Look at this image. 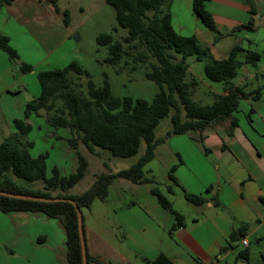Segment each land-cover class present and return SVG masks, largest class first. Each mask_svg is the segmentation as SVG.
I'll use <instances>...</instances> for the list:
<instances>
[{
  "label": "crops",
  "instance_id": "crops-1",
  "mask_svg": "<svg viewBox=\"0 0 264 264\" xmlns=\"http://www.w3.org/2000/svg\"><path fill=\"white\" fill-rule=\"evenodd\" d=\"M53 1L15 0L0 9V33L9 37L20 64L31 63L26 55L49 57L66 38L63 34L57 41L53 33L45 37L46 21L52 22L53 13L60 15L59 0ZM251 3L256 12L253 15L256 31L258 20L264 17L259 16L256 0ZM206 7L215 17L217 40L216 33L195 15L193 0H172L174 29L180 35L195 37L215 60L227 59L235 47L242 50L243 60L245 51H253V38L249 35L245 38L244 34L254 31L243 29L234 33L233 29L249 21L250 5L246 0H211ZM55 42L53 48H47ZM249 66L244 64L232 82L247 92L263 87L258 100H241L231 118L214 123L203 132L177 135L184 148L176 152L181 164L176 167L175 177L187 192L205 199L203 205L196 207L191 223L185 218V226L171 234L173 217L146 188L140 198H132L118 209V214L115 212L125 225V236L118 227L113 231V228L86 229L83 225L86 252L91 258L88 264H97L93 259L105 264H148L160 255L174 264L190 262L191 258L195 264H219L222 256L230 252L225 249L233 231L246 226V236L240 240L241 243L247 240L248 246L251 238L257 240L263 235L260 233L264 229V205L260 198L264 197V82H259L258 73H253ZM13 71L12 62L0 50V115L11 135L16 133L14 120L23 117L28 102L21 96V90L28 92L30 75L34 73L32 70L16 81ZM188 78H194L190 65ZM17 83L21 86L15 90ZM223 90L224 86L210 98L222 95ZM234 119L236 126L232 123ZM212 156L216 160H211ZM94 204L95 201L87 210L97 219L103 214ZM135 220L152 230L155 238L152 243L143 231L136 230ZM113 224L117 223L113 220ZM0 264H68L67 235L61 221L41 212H0Z\"/></svg>",
  "mask_w": 264,
  "mask_h": 264
},
{
  "label": "trees",
  "instance_id": "trees-1",
  "mask_svg": "<svg viewBox=\"0 0 264 264\" xmlns=\"http://www.w3.org/2000/svg\"><path fill=\"white\" fill-rule=\"evenodd\" d=\"M15 0H0V9ZM56 1V0H55ZM53 1V2H55ZM211 0H193V10L203 24L216 33L218 29L214 15L207 10ZM114 8L119 27L128 31L127 36L115 40L111 34L102 33L97 37L99 46L107 47L106 62L119 65L130 57L133 63L148 64L145 77L157 84L158 93L152 102L132 97H116L106 80L102 87H96L89 79L87 92L80 89L75 77L89 73L77 62H72L64 68L42 71L37 74L40 94L28 101L23 117L14 120L16 133L6 138L0 144V191L17 194L33 195L48 198L73 199L79 208H89L96 198L104 199L114 180L125 179L135 184L154 183L144 174L145 165L155 157L157 146L163 142L155 133L159 122L170 118L171 129L166 136L183 135L203 132L212 124L227 120L238 110L241 100H258L263 87L247 92L244 87H235L232 80L237 77L239 69L244 64L254 65L261 60V55L254 51H245L244 59H240L242 50L235 47L230 56L224 60H215L210 51L199 44L193 36L180 35L171 21L172 0H106ZM251 18L246 24L236 25L233 32L243 29L254 31L256 14L251 0ZM68 13H65V23L68 24ZM0 50L5 52L11 62L19 61L16 49L10 44L9 37L0 33ZM195 57L197 62L204 63V74L212 82L222 83L223 94L216 95L212 104L202 105L194 100L193 95L199 86L196 78H188L189 57ZM135 69V68H134ZM20 70L28 74L33 70L31 64L22 62ZM46 114L47 124L55 129L69 130L71 138L69 145L74 149L78 167L68 176L60 174L57 168L52 170V176H47L48 154L37 157L31 155L33 143L25 140L32 131L28 121L32 116ZM236 126V120L232 121ZM82 142L91 151L96 147L109 151L113 156L128 158L136 155L142 144L145 152L138 162L127 170L100 175L90 189L79 196H69L68 191L76 186L84 177L88 161L78 150ZM176 166L168 175L171 185L168 191L174 194V186L179 181L174 176ZM42 182L44 190L34 191L21 184ZM186 200L196 206L205 203V199L187 192ZM51 192H57L54 196ZM158 203L173 217L174 223L170 233L185 226V217L173 208L158 188L151 190ZM264 205V197L260 198ZM0 212H41L46 216L58 219L63 224L67 235L68 264H82L78 221L75 207L68 202L42 203L17 200L0 196ZM246 226L231 233L227 249L233 250L234 244L245 238ZM264 241V235L257 241ZM249 246L239 251V259L248 261ZM91 258L87 254V261ZM264 264V252L261 254ZM97 264H105L93 259ZM148 264H174L164 255L158 256Z\"/></svg>",
  "mask_w": 264,
  "mask_h": 264
},
{
  "label": "rangeland",
  "instance_id": "rangeland-1",
  "mask_svg": "<svg viewBox=\"0 0 264 264\" xmlns=\"http://www.w3.org/2000/svg\"><path fill=\"white\" fill-rule=\"evenodd\" d=\"M58 7L60 15L53 13L52 22L48 17L50 21H46L47 25L43 31L48 34L45 37H49L51 33L56 35L55 40L57 41L62 39L63 34H66V38L57 46L56 51L47 58L42 54L26 55L28 62H31L29 64L33 66L34 73L30 75L32 79L28 82V86H30L28 92L21 90V93H23L21 96L24 97V100L30 101L37 98L40 94V86L36 74L42 71L61 69L72 62H77L90 75V77L86 75L81 78L75 77L80 89L85 93L87 92L89 79L94 82L96 87H102L107 80L112 93L116 97H132L133 99H144L152 102L159 91V87L155 82L145 77L149 65H135L130 57L125 58L119 65L108 64L106 62L108 57L107 47L99 46L97 43V37L102 33L111 34L115 40H121L128 34L126 29L119 27L114 8L107 4L106 0H59ZM256 9L259 16L264 17V0H256ZM65 13H68V24L65 23ZM76 35L78 39L75 37ZM247 35L253 38V51L261 55V60L254 65H250L249 68L253 73H258L259 82H264V73L262 74L264 69V20L259 19L256 31L253 33L247 32L244 37L246 38ZM55 44L56 42L48 44L47 48L51 49ZM187 62L190 65L191 74L199 81V87L193 96L194 100L204 105L213 103L215 99L210 98V95L222 90L223 85L210 81L204 74V63L197 62L194 56L189 57ZM12 67L14 79L18 81L23 77V73L20 70V62H12ZM18 85L20 84L17 83L14 87L15 90L19 89ZM45 117L46 114L41 112V116H33L28 121L32 126V131L25 140L33 143V147L30 149L33 157L48 154V177L52 176L54 168H57L61 175L68 176L75 172L78 167L76 153L68 143V139L72 136L67 129L50 127ZM171 127L170 118L167 117L159 122L155 130L157 138L163 139V142L157 146L154 159L144 167L145 176L150 180H154V183L135 184L125 179L114 180L105 198H96L94 200L95 204L93 207L102 212V217L94 219V216L90 215L86 207L81 210L83 225L86 229L89 227L95 229L113 228V231H116L118 227V231L122 229L125 236V225L119 222L115 212L118 214L120 212L118 209L123 207L125 203L130 202L132 198L135 200L140 198L146 188H149L151 195V190L158 188L173 203V208L181 213L188 223H191V218L196 216L197 206L186 200L182 190L184 187L180 183L179 186H174V190H176L174 196H171L168 191V186L171 185L168 175L173 167H179L181 164V159L176 155V152L184 148V145L178 140L180 139L178 138L179 136H166L167 131ZM10 136L11 134L8 132L5 121L0 115V143ZM77 148L86 157L88 167L83 179L68 191L69 196L81 195L90 189L96 179L102 174L110 175L131 168L145 152L144 144L141 145L136 155L128 158L113 156L109 151L96 147L91 151L82 142L78 143ZM210 159L214 161L216 157L212 156ZM20 182L34 191L41 192L44 190L42 182H36L31 185L22 180ZM56 193L51 192V195L54 196ZM113 220L118 226L113 224ZM135 227L136 230L144 232L150 243L155 240L149 227L145 228L144 225L142 227L136 220ZM260 234L264 235V229ZM148 248L149 250L152 249V245L149 244ZM244 248L245 246L239 240L234 244V249L230 250L228 255L222 256L219 264H234L238 252ZM249 249L251 251L250 260L246 262L243 259H239L237 264H263L261 254L264 252V241H257L251 238ZM177 264H195V261L191 258L190 262L179 261Z\"/></svg>",
  "mask_w": 264,
  "mask_h": 264
},
{
  "label": "water",
  "instance_id": "water-1",
  "mask_svg": "<svg viewBox=\"0 0 264 264\" xmlns=\"http://www.w3.org/2000/svg\"><path fill=\"white\" fill-rule=\"evenodd\" d=\"M75 37L78 39L77 35ZM0 196L17 199V200H26V201H34V202H42V203H58V202L71 203L75 207L77 213L78 234H79L80 246H81L82 264H88L87 252H86V246L84 240L83 216L81 209L79 208L75 200L68 198H61V197L60 198L39 197L33 195L17 194L7 191H0Z\"/></svg>",
  "mask_w": 264,
  "mask_h": 264
},
{
  "label": "built area",
  "instance_id": "built-area-1",
  "mask_svg": "<svg viewBox=\"0 0 264 264\" xmlns=\"http://www.w3.org/2000/svg\"><path fill=\"white\" fill-rule=\"evenodd\" d=\"M263 73H264V71H263ZM242 244L246 247V246H248V241L247 240H243Z\"/></svg>",
  "mask_w": 264,
  "mask_h": 264
}]
</instances>
